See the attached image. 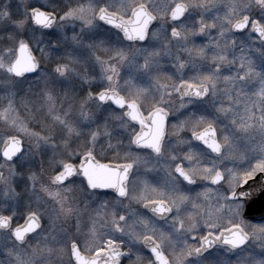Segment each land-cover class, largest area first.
<instances>
[{
    "label": "snow or ice",
    "instance_id": "1",
    "mask_svg": "<svg viewBox=\"0 0 264 264\" xmlns=\"http://www.w3.org/2000/svg\"><path fill=\"white\" fill-rule=\"evenodd\" d=\"M0 264H264V0H0Z\"/></svg>",
    "mask_w": 264,
    "mask_h": 264
}]
</instances>
